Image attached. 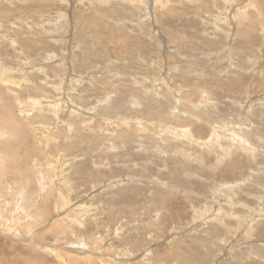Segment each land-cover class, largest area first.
<instances>
[{"label":"rangeland","instance_id":"374dc122","mask_svg":"<svg viewBox=\"0 0 264 264\" xmlns=\"http://www.w3.org/2000/svg\"><path fill=\"white\" fill-rule=\"evenodd\" d=\"M0 91V264H264V0H0Z\"/></svg>","mask_w":264,"mask_h":264},{"label":"bare ground","instance_id":"6f19581e","mask_svg":"<svg viewBox=\"0 0 264 264\" xmlns=\"http://www.w3.org/2000/svg\"><path fill=\"white\" fill-rule=\"evenodd\" d=\"M163 1H164V0H163ZM141 6H142V4H141ZM136 7H137V6H136ZM136 7L134 8V10L136 9ZM138 7H140V6H138ZM247 8H248V7H247ZM142 10H143V9H142ZM240 12H241V11H240ZM242 12H243V11H242ZM141 13H142V12H141ZM141 13H140V14H141ZM143 13H144V12H143ZM245 13H246V12H245ZM240 14H241V13H240ZM147 15H148V14H147ZM134 18H135V17H134ZM243 18H244V17H243ZM241 19H242V18H241ZM140 20H142V23H143L144 19L141 18ZM238 21H239V20H238ZM130 24H131V23H130ZM239 24H240V23H239ZM132 25H133V24H132ZM134 26H135V25H134ZM144 26H146V25H144ZM239 26H240V25H239ZM249 26H250V25H249ZM138 27H139V26H138ZM141 28H142V27H141ZM139 29H140V28H139ZM134 30H136V29H134ZM238 32H239V30H238ZM245 32H246V31H245ZM151 34H152V33H151ZM207 34H208V33H207ZM148 35H150V33H149ZM141 36H143V35H141ZM146 36H147V35H146ZM236 36H237V35H236ZM228 37H230V36H228ZM246 39H247V38H246ZM146 40H147V39H146ZM150 41H151V40H150ZM243 42H244V41H243ZM73 43H74V42H73ZM76 44H77V43H76ZM208 44H209V43H208ZM245 44H246V42H245ZM74 45H75V44H74ZM248 45H249V44H248ZM77 46H79V45H77ZM175 46H176V45H175ZM73 48H75V47H73ZM230 51H231V50H230ZM238 51H239V50H238ZM226 52H227V51H226ZM139 54H140V53H139ZM239 54H241V53H239ZM248 54H249V53H248ZM250 56H251V55H250ZM252 57H255V56L253 55ZM252 57H251V58H252ZM247 58H248V57H247ZM242 59H243V58H242ZM229 60H230V59H229ZM245 60H246V57H245ZM252 60H253V59H252ZM252 60H250V61H252ZM232 61H233V60H232ZM149 62H150V61H149ZM147 63H148V62H147ZM152 64H153V63H152ZM148 65H149V64H148ZM152 66H153V65H152ZM154 67H155V66H154ZM71 68H72V67H71ZM153 69H154V68H153ZM223 69H224V68H223ZM155 70H156V69H155ZM165 71H166V70H165ZM235 71H236V70H235ZM146 72H147V71H146ZM144 73H145V72H144ZM150 73H151V72H150ZM240 73H241V72H240ZM164 74H165V73H164ZM166 74H167V73H166ZM116 75H117V74H116ZM148 75H150V74H148ZM148 75H147V76H148ZM223 75H224V74H223ZM121 76H123V75H121ZM114 78H115V77H114ZM140 78H141V77H140ZM152 78H153V77H152ZM80 79H81V78H80ZM118 79H119V78H118ZM142 79H143V78H142ZM159 80H160V79H159ZM148 81H149V80H148ZM79 82H80V81H79ZM162 83H164V82H162ZM234 83H237V82H234ZM241 85H242V84H241ZM236 86H237V85H236ZM229 87H230V86H229ZM237 90H238V89H237ZM0 92H1V91H0ZM4 93H5V92H4ZM178 101H179V100H178ZM54 102H55V101H54ZM55 104H56V103H55ZM0 105H1V104H0ZM57 105H58V104H57ZM65 105H66V104H65ZM65 105H64V106H65ZM69 105H70V104H69ZM73 105H74V104H73ZM245 105H246V104H245ZM70 106H71V105H70ZM69 108H70V107H69ZM71 108H72V107H71ZM71 108H70V109H71ZM73 108H75V106H74ZM3 110H4V109H3ZM82 110H83V109H82ZM81 113H82V112H81ZM82 114H83V113H82ZM89 114H90V113H89ZM89 114H88V115H89ZM86 115H87V113H86ZM72 116H73V115H72ZM83 116H84V115H83ZM84 117H85V116H84ZM9 120H10V119H9ZM81 120H82V119H81ZM83 121H84V120H83ZM4 122H5V121H4ZM10 122L12 123V121H10ZM106 122H107V121H106ZM2 123H3V121H2ZM108 123L111 124V122H108ZM123 123H124V122H123ZM126 123H127V122H126ZM7 124H8V123H7ZM14 124H15V123L13 122L12 125L15 126L16 124H15V125H14ZM137 125H138V123H137ZM8 126H9V125H8ZM16 126H18V125H16ZM16 126H15V127H16ZM158 126H159V125H158ZM156 127H157V125H156ZM160 127H161V126H160ZM160 127H159V128H160ZM2 128H3V127H2ZM116 128H117V127H116ZM157 128H158V127H157ZM159 128H158V130H159ZM220 128H222V126H221ZM223 128L226 129L225 127H223ZM164 130H165V129H164ZM220 130H221V129H220ZM0 131H1V130H0ZM167 131H168V132H172V131H170V130H167ZM11 132H12V131H11ZM11 132H10V133H11ZM14 132H15V131H14ZM159 133H160V132H159ZM12 134H13V133H12ZM15 134H16V133H15ZM17 134H18V132H17ZM111 134H112V133H111ZM131 135H132V134H131ZM185 135H186V134H182V138H183V139H185ZM213 135H214V134H213ZM15 136H16V135H15ZM15 136H14V137H15ZM17 136H18V135H17ZM151 136H152V135H151ZM172 136H173V135H172ZM214 136H215V135H214ZM216 137H217V136H216ZM15 138H17V137H15ZM154 138H156V137H154ZM209 138H210V137H209ZM158 139H159V138H158ZM163 139H164V138H163ZM165 139H166V138H165ZM174 139H176V137H174ZM186 139H187V138H186ZM188 139H189V138H188ZM17 140H19V137H18ZM157 141H158V140H157ZM168 141H169V140H168ZM186 141H187V140H186ZM190 141H191V140H190ZM2 142H4V141H2ZM165 142H166V141H165ZM163 143H164V142H163ZM183 143H184V142H183ZM4 144H5V142H4ZM16 144H17V142H16ZM159 144H160V143H159ZM159 144H158V146H159ZM165 144H166V143H165ZM185 144H187V143H185ZM204 144H205V143H204ZM204 144H203V145H204ZM206 144H207V143H206ZM211 144H212V143H211ZM0 145H2V144H0ZM6 145H7V144H6ZM8 145H9V144H8ZM8 145H7V147H8ZM160 145H163V144H160ZM246 145H248V144L246 143ZM17 146H19V145H17ZM166 146H167V144H166ZM168 146H169V145H168ZM182 146H183V145H182ZM5 147H6V146H5ZM9 147H10V146H9ZM164 147H165V146H164ZM199 148H200V147H199ZM222 148H223V147H222ZM242 148H243V152H244V153H245V150H246V151H248L249 149L252 150V148H251L249 145H248V146H245V147H242ZM248 148H249V149H248ZM0 149H1V148H0ZM2 149H3V148H2ZM4 149H5V148H4ZM207 149H208V148H207ZM216 149H217V148H216ZM240 149H241V147H240ZM247 149H248V150H247ZM11 150L13 151V149H11ZM208 150H209V149H208ZM222 150H223V149H222ZM222 150H221V151H222ZM224 150H225V149H224ZM3 151H4V150H3ZM5 151H8V149H7V150L5 149ZM61 151H62V150H61ZM225 151H226V150H225ZM252 151H253V150H252ZM228 152H229V150H228ZM249 152H250V151H249ZM8 153H10V151L7 152V154H8ZM12 153L16 155V153H14V152H12ZM17 153H18V152H17ZM222 153H223V152H222ZM225 153H226V152H225ZM181 154H182V153H181ZM248 154H249V153H248ZM0 155H1V154H0ZM9 155H11V153H10ZM183 155H185V154H183ZM1 156H2V155H1ZM216 156H217V155H215V157H216ZM11 157H12V155H11ZM11 157H10V158H11ZM13 157H14V156H13ZM177 157H178V155H177ZM190 157H191V156H190ZM224 157H225V156H224ZM227 157H228V156H226L225 158H227ZM17 158H19V157H17ZM181 158H182V157H181ZM11 159H12V158H11ZM11 159H10V160H11ZM14 159H15V158H14ZM187 159H188V158H187ZM197 160H198V159H197ZM16 162H17V161H16ZM16 162H15V163H16ZM222 163H223V162H222ZM225 164H226V163H225ZM1 166H3V165L1 164ZM223 167H224V166H223ZM64 169H65V168H64ZM183 172H184V171H183ZM66 173H67V172H66ZM66 173H65V174H66ZM64 177H65V176H64ZM226 188H227V187H226ZM226 188H225V189H226ZM228 189H229V188H228ZM228 189H227V190H228ZM229 191H230V189H229ZM229 191H227V193H228ZM232 193H233V191H232ZM225 194H226V193H224V195H225ZM228 200H229V199H228ZM225 202H226V201H225ZM68 204H69V203H68ZM228 204H229V203H228ZM69 205H70V204H69ZM228 208H229V207H228ZM235 208H236V207H235ZM233 209H234V207H233ZM229 210H231V209H229ZM27 211H28V210H27ZM229 212H230V211H229ZM231 212H232V210H231ZM54 213H55V211H54ZM233 213H234V212H233ZM257 213H258V212H257ZM35 216H36V215H35ZM234 216H235V215H234ZM221 217H222V216H220L219 214H216V213H215L214 216H213L214 219H217V218H218V220H219ZM228 217H229V216H228ZM230 217H231V216H230ZM56 219H58V218H56ZM64 219H65V218H64ZM214 219H213V220H214ZM61 220H62V217H61ZM222 220H223V219H222ZM242 220H243V219H241V222H243ZM58 221H60V220H58ZM238 221H239V220H238ZM202 222H203V221H202ZM209 222H212V221H209ZM224 222H225V221H224ZM241 222H240V223H241ZM205 223H208V222H205ZM220 224H222V225L224 226V223H220ZM204 225H205V224H204ZM206 226H207V224H206ZM226 226H227V225H226ZM224 227H225V226H224ZM227 227H228V226H227ZM58 228H59V227H58ZM255 230H256V229H255ZM225 231H226V230H225ZM227 231H228V230H227ZM242 231H243V230H242ZM249 232H250V231H249ZM249 232H248V233H249ZM212 234H214V233H212ZM215 234H216V233H215ZM251 234H252V233H251ZM247 235H248V234H247ZM213 236H214V235H213ZM220 239H221V238H220ZM262 239H263V238H262ZM242 240H243V239H242ZM188 244H189V243H188ZM258 245H259V244H258ZM263 246H264V245H263ZM217 247H218V245H217ZM233 247H234V246H233ZM259 247H260V246H259ZM260 248H261V247H260ZM30 249H31V248H30ZM243 249H244V251H247V250H249V247L245 246ZM260 250H261V249H260ZM257 251H258V250H257ZM75 252H76V251H75ZM148 252H149V251H148ZM76 253H77L78 255H80V254H81V255L84 254L83 252H80V251H79V252H76ZM250 253H251V251H250ZM208 254H209V253H208ZM78 255H76V256H78ZM149 255H150V254H149ZM169 256H170L171 260L174 258V257L172 258L171 255H169ZM233 256H234V255H233ZM244 256H245V255H244ZM260 256H261V255H260ZM64 257H65V256H64ZM71 257H73V256H71ZM263 257H264V256H263ZM68 258H70V257H68ZM175 258H176V257H175ZM14 259H16V258H14ZM18 259H19V258H18ZM26 259H27V258H26ZM180 259H181V258H180ZM9 260H10V259H9ZM20 260H21V259H20ZM24 260H25V259H24ZM184 260H185V259H184ZM243 260H244V259H243ZM10 262H11V261H9V263H10ZM17 262H18V261H17ZM40 262H41V261H40ZM40 262H39V263H40ZM181 262H183V261H181ZM236 262H237V261H236ZM2 263H3V262H2ZM13 263L15 264V262H13ZM28 263H29V262H28ZM39 263H38V264H39ZM250 263H251V262H250ZM29 264H30V263H29ZM34 264H35V263H34ZM185 264H186V263H185Z\"/></svg>","mask_w":264,"mask_h":264}]
</instances>
